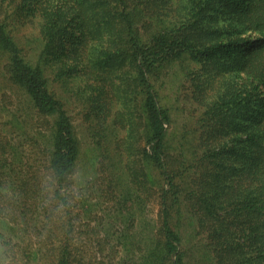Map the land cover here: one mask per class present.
Segmentation results:
<instances>
[{
	"label": "trees",
	"instance_id": "1",
	"mask_svg": "<svg viewBox=\"0 0 264 264\" xmlns=\"http://www.w3.org/2000/svg\"><path fill=\"white\" fill-rule=\"evenodd\" d=\"M28 22L34 59L14 35ZM175 64L201 107L179 134L157 90ZM0 65V184L29 197L34 227L42 170L76 172L70 100L110 164L119 211L132 215L157 187L155 239L140 264H188L184 213L213 264H264V0H0ZM12 90L44 137L42 167L16 158L6 126L24 122L10 112ZM56 241L50 264H79L66 236Z\"/></svg>",
	"mask_w": 264,
	"mask_h": 264
},
{
	"label": "rangeland",
	"instance_id": "2",
	"mask_svg": "<svg viewBox=\"0 0 264 264\" xmlns=\"http://www.w3.org/2000/svg\"><path fill=\"white\" fill-rule=\"evenodd\" d=\"M14 35L20 46L24 48L25 54L30 59H34L40 46L34 26L29 22L19 24L15 27ZM3 82L4 89L10 92L9 86ZM157 87L161 102L170 108L172 117L169 125L170 131L179 134L194 125L201 112V107L192 98L191 85L184 78L178 64H175L165 76L159 79ZM12 95L14 102L10 106V112H16L15 114L24 122L21 128L11 127L9 129L6 126L16 158H23L24 161L28 159V164L42 167L45 164L44 152L39 151L37 147L40 145V148H43L44 137L35 134L30 125L32 114L30 106L20 93H15L12 90ZM68 110L74 121L81 146L76 172L86 182L85 191L90 198V205L86 206V209L77 207L74 214L73 222L79 243H71V246L77 255L78 263L140 264L147 257L148 249L155 239L154 230L159 210L157 187L151 181L150 194L146 201H143L141 207L134 209L132 215L126 216L120 212L117 195L112 192L109 183L111 175L108 166L110 164H101L100 162L103 161V154L97 148L96 136L88 128L85 109L81 104L69 100ZM3 114H5V121L9 115L6 112ZM26 120H29V124L25 123ZM18 159H16L17 162ZM23 166L25 167L24 164ZM44 173L46 172L42 170L40 176ZM17 215L21 221L22 230L32 231L37 228L34 227L32 215H29V197L26 195L17 207ZM180 226L184 245L189 247L186 254L188 264H213L204 237L196 229H193L187 213H184L180 218ZM62 236L65 234L58 232L46 242L41 243L37 247L39 251L36 259L25 253L26 264H50V260L55 257L57 252L58 241L56 239ZM39 256L42 257L39 259Z\"/></svg>",
	"mask_w": 264,
	"mask_h": 264
},
{
	"label": "clouds",
	"instance_id": "3",
	"mask_svg": "<svg viewBox=\"0 0 264 264\" xmlns=\"http://www.w3.org/2000/svg\"><path fill=\"white\" fill-rule=\"evenodd\" d=\"M86 186L77 172L42 174L34 197L38 227L24 231L17 215L22 194L11 183L0 184V264H26L25 253L34 254L58 232L72 244L79 243L73 221L76 208L88 195Z\"/></svg>",
	"mask_w": 264,
	"mask_h": 264
}]
</instances>
